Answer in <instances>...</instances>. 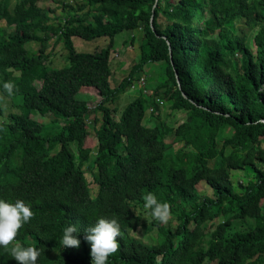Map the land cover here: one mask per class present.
I'll return each mask as SVG.
<instances>
[{
  "label": "trees",
  "instance_id": "16d2710c",
  "mask_svg": "<svg viewBox=\"0 0 264 264\" xmlns=\"http://www.w3.org/2000/svg\"><path fill=\"white\" fill-rule=\"evenodd\" d=\"M39 1L0 0L10 28L0 33V199L34 213L14 243L40 249L37 264H91L85 229L115 218L120 247L107 264H264V0H83L63 17ZM124 30L141 31L140 57L111 86L110 51ZM74 36L106 43L78 51ZM50 37L66 65L47 63ZM29 41L40 43L36 53ZM145 63L158 64L163 81L119 109ZM5 82L18 91L9 97ZM159 96L185 114L170 141ZM96 112L92 150L86 116ZM243 168L252 178L234 185L231 172ZM149 192L171 205L174 226L144 208ZM69 224L78 249L60 243ZM140 224L156 227L154 243L131 234ZM13 246L0 247V264H17Z\"/></svg>",
  "mask_w": 264,
  "mask_h": 264
},
{
  "label": "rangeland",
  "instance_id": "374dc122",
  "mask_svg": "<svg viewBox=\"0 0 264 264\" xmlns=\"http://www.w3.org/2000/svg\"><path fill=\"white\" fill-rule=\"evenodd\" d=\"M68 1L69 6L64 8L61 7V0H40L39 5L42 7H47L51 11V15L54 14L56 16L63 17L65 12L71 8H75L77 5L81 4L83 0H64ZM54 26L56 25V21L53 22ZM241 25V24H240ZM239 27V25H238ZM244 29H247L246 26H243ZM5 30L8 31L10 28L5 27L3 22H0V33ZM254 32V30H251ZM141 31L140 30H124L119 32L114 37V46L110 51L109 64L111 68V75L109 77V82L111 86H115L124 77L132 67V65L139 59L140 57V41ZM72 41L74 43V47L78 51L91 52L97 46H104L106 43V38L100 37L92 40H84L78 36L72 37ZM40 47V43L38 41H29L25 44V48L27 49L28 54L36 53ZM44 53L47 55L46 61L52 66H63L67 64L64 55V48L62 41H56L54 37H50L47 41V45L44 49ZM33 83V87H36L37 83L39 84V79ZM140 79L143 80L144 84L140 85ZM164 79V74L161 72L160 67L156 63H145L143 65V70L140 72L139 79L130 87H128L122 94H120L118 98V108L122 109L124 105L130 101L133 97L138 95L139 89H142L143 92L148 93L152 91L154 87H156L159 83H161ZM146 85V87H144ZM161 96V94H160ZM158 99V108L157 112L161 119L165 121V125L168 128V133L165 136V141H170L172 137V131L174 127L184 118L185 114L183 110H173L170 108L169 103L164 101L162 98ZM0 97H2L0 95ZM6 100L4 97L0 99V107H6ZM21 99H19L20 101ZM96 100V96L93 94H89V101L94 102ZM15 111L16 109L12 107ZM149 112V111H148ZM7 110L2 109L0 112V120L5 116ZM97 118L100 117L99 112L88 114L87 123L89 128V136L85 139L84 145L94 150L95 148V138H94V130L93 127L98 125L99 121L96 123L93 121V116ZM113 117L116 119L118 113H112ZM51 115H37L39 121L47 122ZM231 132L230 128H224L221 132L222 135L229 134ZM179 143L173 144L171 150L179 147ZM250 168H243L233 170L231 172V179L234 185L239 183V181H245L247 178H252ZM197 189L199 194L202 196H210L211 189L210 187L203 181H200L197 184ZM175 220L173 217L168 221L167 224L169 226H174ZM173 228V227H171ZM131 234L142 241L147 243L155 242L156 235V227L153 226L152 230H145V227L142 224L138 225L136 229L130 230Z\"/></svg>",
  "mask_w": 264,
  "mask_h": 264
},
{
  "label": "clouds",
  "instance_id": "9594fccd",
  "mask_svg": "<svg viewBox=\"0 0 264 264\" xmlns=\"http://www.w3.org/2000/svg\"><path fill=\"white\" fill-rule=\"evenodd\" d=\"M3 88L9 97L18 91L12 82H5ZM143 200L144 208L150 211L154 220L162 224L168 223L172 217L169 203L159 201L151 192L147 193ZM33 216L31 206L25 204L23 200H17L13 204L0 199V247L8 249L9 245H14L10 251L17 264H37L42 254L41 250L34 246L23 247L19 243H14L20 230ZM78 233L79 229L75 225L69 224L65 227L60 241L62 247L78 249L81 243L77 238ZM120 234V226L115 218H98L94 225L85 229L84 240L90 244L91 264H107L109 257L119 251Z\"/></svg>",
  "mask_w": 264,
  "mask_h": 264
},
{
  "label": "water",
  "instance_id": "95a60500",
  "mask_svg": "<svg viewBox=\"0 0 264 264\" xmlns=\"http://www.w3.org/2000/svg\"><path fill=\"white\" fill-rule=\"evenodd\" d=\"M154 5H155V3H154L153 6H152V9H151L152 11H153V7H154ZM152 19H153V15L151 14L150 17H149V22H150L151 28H152ZM175 77H176V81H177L178 87H180V86H179V81H178V78H177L176 73H175Z\"/></svg>",
  "mask_w": 264,
  "mask_h": 264
},
{
  "label": "built area",
  "instance_id": "2783aa9c",
  "mask_svg": "<svg viewBox=\"0 0 264 264\" xmlns=\"http://www.w3.org/2000/svg\"><path fill=\"white\" fill-rule=\"evenodd\" d=\"M143 84H144L143 80H142V79H140V85H143Z\"/></svg>",
  "mask_w": 264,
  "mask_h": 264
}]
</instances>
